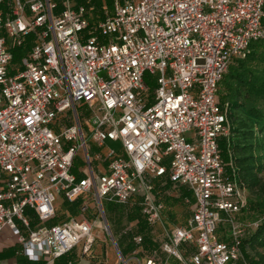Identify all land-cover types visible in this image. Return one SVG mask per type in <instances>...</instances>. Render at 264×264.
Returning a JSON list of instances; mask_svg holds the SVG:
<instances>
[{
	"label": "built area",
	"instance_id": "1",
	"mask_svg": "<svg viewBox=\"0 0 264 264\" xmlns=\"http://www.w3.org/2000/svg\"><path fill=\"white\" fill-rule=\"evenodd\" d=\"M90 1L0 0V236L9 229L31 262L87 253L93 228L107 227L105 200L137 202L150 225L163 222L162 182L187 188L192 206L185 225L162 223L166 253L251 264L244 238L258 223L239 218L247 196L223 158L230 125L218 92L233 60L264 39V0H113L99 21ZM17 53L23 64L11 68ZM109 142L121 151L96 153L108 165L95 171L89 145ZM58 195L81 216L50 222Z\"/></svg>",
	"mask_w": 264,
	"mask_h": 264
},
{
	"label": "trees",
	"instance_id": "2",
	"mask_svg": "<svg viewBox=\"0 0 264 264\" xmlns=\"http://www.w3.org/2000/svg\"><path fill=\"white\" fill-rule=\"evenodd\" d=\"M18 57L17 53L14 60ZM218 98L221 104H227L230 125L229 138L220 143L223 158L233 165L247 196L239 218L246 223H258L248 228L244 256L251 264H264V39L253 42L246 57L233 60L220 84ZM187 191L183 196H191ZM134 210L139 211V206ZM18 261L33 264L23 257Z\"/></svg>",
	"mask_w": 264,
	"mask_h": 264
},
{
	"label": "crops",
	"instance_id": "3",
	"mask_svg": "<svg viewBox=\"0 0 264 264\" xmlns=\"http://www.w3.org/2000/svg\"><path fill=\"white\" fill-rule=\"evenodd\" d=\"M89 146L94 169L98 172L106 171L108 164H105V159L95 158L96 153L105 156L111 147H115L121 151V145L117 142H109L100 148L95 143H91ZM77 159L80 160V156ZM78 164V173L82 176L88 174L89 170L86 169L85 172L81 167L84 165V161L80 160ZM75 169H77V166ZM110 204H113V207L116 205V203L111 202ZM68 207V215L59 216L57 214L56 218L50 222L61 221L59 217L62 216H66L67 218L73 216L72 209L75 207L74 204L69 203ZM123 207L127 206L121 205V208L105 209L106 219L104 221L107 227L104 225H96L93 228L94 242L87 253L83 252L82 245H78L70 253L57 258L53 264H144L149 258H153L163 264H181L177 258L169 255L162 249V242L164 240L162 223L170 228L185 225L179 221L180 213L176 211L173 215L165 209L163 212V222L150 225L142 213L141 208L139 211H136L133 208L134 205L130 207L131 209H123ZM92 213L90 218L95 217L97 214L95 210H92ZM75 216L79 217L81 215L77 212ZM190 216L191 213L188 215V219ZM35 225L36 222H34ZM137 235H142L144 238L143 243L140 245L135 242ZM0 246V258L3 259L4 257L15 254L18 245L16 244V238L9 229H4L1 233ZM10 248L11 250H9ZM187 248L190 252L195 250L193 245H188ZM19 257H23L29 261L25 256L18 255V259ZM31 263L46 264L44 261ZM18 264L21 263L18 261Z\"/></svg>",
	"mask_w": 264,
	"mask_h": 264
},
{
	"label": "rangeland",
	"instance_id": "4",
	"mask_svg": "<svg viewBox=\"0 0 264 264\" xmlns=\"http://www.w3.org/2000/svg\"><path fill=\"white\" fill-rule=\"evenodd\" d=\"M85 4L90 9V12H89L90 18H92L94 21L105 19L113 11V0H93V1H90L89 3L86 2ZM22 64H23L22 58L18 57L14 60L13 64L11 65V68L21 67ZM88 115H90V112H88ZM79 156H80V160L84 161V152H81ZM80 160L77 159L75 162V167L77 166V169H76L77 173L79 169L78 163H80ZM104 162L105 164H108V160H105ZM81 163L83 164V162ZM81 167L83 170L87 169L86 166L84 165H82ZM161 183L162 182H156V189H157V194H158L159 199H161L166 205V208H165L166 211H170L169 213L173 215L177 211V213L181 214L179 215V221L186 224V222L188 221V215H190L191 213L190 211L192 209V206L183 200L182 194H187L188 189L181 187L180 190H178L172 187L171 184L162 185ZM187 196L188 198L191 197L190 195H187ZM75 203H78V202H75ZM54 204L57 209V214L59 216L69 214V207H68L69 202L65 199L63 195H58V199ZM77 205L73 207L74 210L72 209L73 216L77 215V212L78 214L80 213ZM133 205L134 207L139 206L137 202ZM103 206L105 207L106 210H109L110 208L113 207V204H110V202L105 200L103 201ZM126 208L131 209L130 207H123V209H126ZM66 218H67L66 216H62V217H59V220L63 221ZM222 227H223L222 229L223 235L225 234V236H227V233H228L227 226L224 224ZM9 250H11V248ZM243 255H244V251H243ZM0 264H18V255L15 253V254H12L11 256L4 257L3 259L0 258Z\"/></svg>",
	"mask_w": 264,
	"mask_h": 264
}]
</instances>
